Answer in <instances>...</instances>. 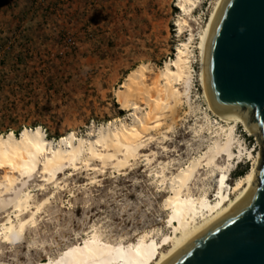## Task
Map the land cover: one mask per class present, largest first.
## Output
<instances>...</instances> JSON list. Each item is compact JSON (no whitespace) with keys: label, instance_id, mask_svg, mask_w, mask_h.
<instances>
[{"label":"rangeland","instance_id":"374dc122","mask_svg":"<svg viewBox=\"0 0 264 264\" xmlns=\"http://www.w3.org/2000/svg\"><path fill=\"white\" fill-rule=\"evenodd\" d=\"M216 1L198 0L190 16L178 8L179 0H0L2 135L13 132L20 137L26 128L41 127L58 145L71 134L90 140L109 125L131 123L134 113H146L148 107L123 109L116 92L140 65H149V77L155 78L166 62L176 58L184 42L190 43L194 79L192 98L183 99L180 118L171 131L152 132L154 139L143 151L149 156L139 157L134 165L119 172L94 160L91 164L97 170L86 165L77 171L67 168L59 188L36 173L29 185L34 203L48 198L49 202L19 244H8L0 236V264H38L57 258L83 243L94 228L113 243L121 238L136 242L138 236L154 231L159 237L162 232L171 234L165 206L172 194L170 178L217 139L214 129L202 130L208 105L200 83L198 49ZM183 18L189 19L191 27L180 32L178 23ZM237 135L256 157L262 153L258 136H250L242 125ZM237 161L230 186L253 165L246 152ZM165 164H169L167 181L162 183ZM201 173L206 178L203 187L216 200L214 178ZM197 184L194 193L201 195L204 188Z\"/></svg>","mask_w":264,"mask_h":264},{"label":"bare ground","instance_id":"6f19581e","mask_svg":"<svg viewBox=\"0 0 264 264\" xmlns=\"http://www.w3.org/2000/svg\"><path fill=\"white\" fill-rule=\"evenodd\" d=\"M225 2H215L198 44L200 83L208 105L206 124L202 130L214 129L217 139L209 143L204 154L168 180L172 194L165 206L169 211L167 224L172 229L171 234L162 232L159 237V233L154 231L138 236L136 242L121 238L113 243L104 240L94 228L83 243L65 249L57 258H45L38 264H169L206 231L232 214L249 196L257 184L263 157L262 153L256 157L252 150L247 149L238 138L237 127L242 125L250 136H257V133L244 117L237 119L231 113L219 112L208 87L209 44ZM197 3L198 0H179L178 8L191 16ZM185 26L191 27L188 18L178 23L180 32ZM190 53V43L184 42L178 48L176 58L166 62L153 79L149 77L152 69L147 64L138 66L128 74L121 89L116 92L122 108L139 109L141 104L148 107L146 113H134L131 123L121 122L115 127L109 125L90 140L71 134L67 139H61L58 145L47 138L41 127L35 130L26 128L20 137L13 132L0 134V171H3L0 176V217L6 213L0 223V236L5 242L19 244L27 228L36 226L39 215L44 213L45 205L49 202L48 198L37 205L34 203L35 195L29 185L36 173L39 172L47 184L53 183L58 187L60 176L67 168L77 171L80 166L86 165L91 170H97L91 163L98 160L104 168L110 165L120 172L134 165L132 163L139 157L149 156L143 151L148 142L154 139L151 133L161 130L168 132L180 118L179 108L183 99L189 102L192 98L194 79ZM245 152L253 165L230 186L232 168L239 164L236 160L241 159ZM151 154L156 155L153 151ZM221 159L224 164L220 163ZM168 165L161 166L162 183L167 181L165 172ZM202 170L214 178L216 200H211L208 190L203 187L206 178L202 177ZM197 182L204 188H200L204 191L201 195L194 193L193 187L200 186ZM9 209L11 211L8 212ZM28 215L29 218L25 219Z\"/></svg>","mask_w":264,"mask_h":264},{"label":"water","instance_id":"95a60500","mask_svg":"<svg viewBox=\"0 0 264 264\" xmlns=\"http://www.w3.org/2000/svg\"><path fill=\"white\" fill-rule=\"evenodd\" d=\"M207 78L217 110L253 126L262 164L239 207L169 264H264V0H226L209 44Z\"/></svg>","mask_w":264,"mask_h":264},{"label":"trees","instance_id":"16d2710c","mask_svg":"<svg viewBox=\"0 0 264 264\" xmlns=\"http://www.w3.org/2000/svg\"><path fill=\"white\" fill-rule=\"evenodd\" d=\"M244 174H246V173L243 172L242 174H240V176H243Z\"/></svg>","mask_w":264,"mask_h":264}]
</instances>
